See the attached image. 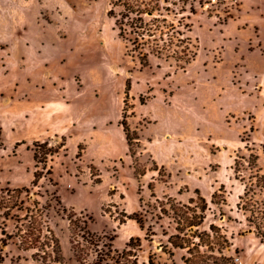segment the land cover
<instances>
[{
	"label": "rangeland",
	"instance_id": "1",
	"mask_svg": "<svg viewBox=\"0 0 264 264\" xmlns=\"http://www.w3.org/2000/svg\"><path fill=\"white\" fill-rule=\"evenodd\" d=\"M166 1L161 6L168 13L160 15L176 26L180 22L183 34L177 50L184 54L178 57L184 61L196 52L182 70L173 60L150 57L149 65L141 67L136 57L127 56L128 44L117 37L114 20L107 16L108 10L118 14L121 9L110 6V0H0V49L42 44L47 49L43 76L67 84L63 129L53 127L58 118L51 115L44 132L36 134L39 123L26 115L21 129L30 136L20 133L25 141L15 144L11 135L3 143L0 138V189L30 186L34 142L62 146L48 157L52 174H44L34 191L43 195L42 204L53 193L61 201L60 206L52 202L47 224L66 264L77 263L62 208L90 217V231L105 237L114 250L139 238V264H147L150 256L154 264H183L186 251L167 243L175 234L171 205H188L196 190L209 209L198 232L214 224L236 237L237 247L226 254L237 264H264V242L243 237L248 214L236 209L245 186L254 185L253 172L244 167L239 174L243 184L233 172L236 157L248 160L255 154L258 174H264V145L250 144L253 136L264 141V11L257 8L258 3L264 7V0H245L241 8L237 0ZM56 92L46 93L47 103L59 101L62 95ZM24 105L26 100H18L9 107L20 111ZM123 109L139 138L132 157L119 125ZM41 135L44 139L32 140ZM134 168L145 175L136 179ZM214 193L217 202L225 203L212 204ZM256 193L253 201L264 202V191ZM133 214L143 220V230L125 218ZM3 255L2 264H40L12 243Z\"/></svg>",
	"mask_w": 264,
	"mask_h": 264
},
{
	"label": "trees",
	"instance_id": "2",
	"mask_svg": "<svg viewBox=\"0 0 264 264\" xmlns=\"http://www.w3.org/2000/svg\"><path fill=\"white\" fill-rule=\"evenodd\" d=\"M109 3L110 6L121 9L118 14L110 9L107 16L114 20L117 37L128 44L125 47L127 56L136 57L141 67H147L149 58L153 57L157 60H173L175 67L182 70L183 65H188L196 57V52H189L184 61L178 57L184 54L177 50L184 44L183 34L177 28L181 27L180 22L176 26L160 15L162 10L168 13V10L161 6L167 3L166 0H110ZM129 90L130 84L126 82L124 107H128ZM126 120L127 115L123 109L119 125L132 157V148L140 146L139 138ZM61 147H51L47 142H34L31 151L35 171L30 186L0 189V264L4 261V249L11 243L18 252H30V258L40 264H66L59 240L47 224L48 213L54 209L52 202L60 206L61 201L56 193L50 197L46 193L47 200L42 204L39 199L43 198V195L34 191L44 174H52L51 170L46 168L48 157L56 154ZM257 161L255 154H250L248 160L236 157L233 161V172L235 179L242 184L244 180L239 176L240 172L245 168L250 174L253 172L249 179L254 180V185L252 188L245 186L243 194L238 198L236 209L248 214V232H252L260 243H263L264 202L253 201L256 191H264V174H258L260 169ZM134 174L138 179L145 175V170L137 172L134 168ZM195 195V198L188 200V205H171L175 234L168 238L167 243L172 249L186 251V256L181 259L183 264H237L233 257L226 254L232 243L231 237H228L222 228L210 224L207 231L198 232L209 209L207 201L197 190ZM216 198L217 193L212 194V204L225 203V199L217 202ZM62 212L68 224L70 250L77 264H139L136 254L140 248L139 238H131L122 251L114 250L111 243H104L105 237L90 231V217L77 215L73 210L67 211L65 208H62ZM125 218L134 220L141 230L144 229L143 220L137 214L126 215ZM20 259L18 256L17 260ZM147 264H154L151 256Z\"/></svg>",
	"mask_w": 264,
	"mask_h": 264
},
{
	"label": "crops",
	"instance_id": "3",
	"mask_svg": "<svg viewBox=\"0 0 264 264\" xmlns=\"http://www.w3.org/2000/svg\"><path fill=\"white\" fill-rule=\"evenodd\" d=\"M240 4L239 8L243 7L245 0H237ZM260 7L258 10L264 11L262 3H258ZM262 44V42H261ZM46 52L42 44H32L30 46H25L24 48H19L17 43L15 46L9 48L0 49V128H1V140L3 143L7 142V138L13 136V143H20L24 140V133H29L21 129V118L25 120L26 115L34 116L39 123L40 127L36 134H41L44 132V123H47L49 116L54 115L57 119L54 126L57 130L63 129L67 124L65 122V112L67 109L66 104V93L67 84L65 79H57L58 81L50 80V78H45L43 74L46 61ZM10 78V80H8ZM53 81H56L53 82ZM51 84H50V83ZM57 91L60 96L58 102L52 104L47 103L46 93H51V91ZM41 97V98H40ZM26 100V105L23 106L22 110H17L16 108H11L9 105L14 103V101ZM72 105V101L70 102ZM70 107V105H68ZM3 114H6L5 117ZM38 125V124H37ZM37 127V126H36ZM43 127V128H42ZM28 129V128H26ZM22 132L23 135L20 133ZM12 135V136H11ZM30 136V133L29 135ZM42 140L44 137L39 136L32 140ZM28 141H26V144ZM251 145H264V141L259 142L255 137H251ZM5 145V144H4ZM151 145V144H150ZM167 148V145H163ZM152 154V153H151ZM154 161L157 162V158L153 156ZM159 163V162H157ZM243 194V192H242ZM249 235H254L252 232H247L243 237H248ZM233 245L232 247H237L236 237L232 236L231 239Z\"/></svg>",
	"mask_w": 264,
	"mask_h": 264
},
{
	"label": "built area",
	"instance_id": "4",
	"mask_svg": "<svg viewBox=\"0 0 264 264\" xmlns=\"http://www.w3.org/2000/svg\"><path fill=\"white\" fill-rule=\"evenodd\" d=\"M218 1H223V2H226V1H234V0H211V3H216Z\"/></svg>",
	"mask_w": 264,
	"mask_h": 264
}]
</instances>
